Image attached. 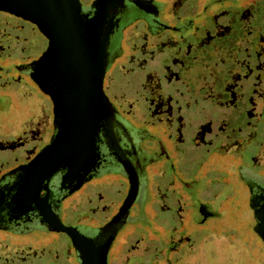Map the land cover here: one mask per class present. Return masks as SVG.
I'll list each match as a JSON object with an SVG mask.
<instances>
[{
	"label": "flooded vegetation",
	"instance_id": "obj_1",
	"mask_svg": "<svg viewBox=\"0 0 264 264\" xmlns=\"http://www.w3.org/2000/svg\"><path fill=\"white\" fill-rule=\"evenodd\" d=\"M198 1L182 0L180 6L174 8L176 0H79V30L86 42L90 40L93 50L99 52V49L103 47L105 52L103 73L101 76L94 73L95 77L91 79L94 85L93 101L96 110L94 149L91 153H87L88 156L83 154L77 159L69 158L50 177L37 185L34 181L29 182L26 174L29 163L43 150L37 151L31 157L18 153L17 157L6 158L4 163L0 162L1 165H5L3 172H0V264H115L118 259L116 248L125 229L132 223L142 222L143 219L147 222L146 225L151 223L147 221L149 215L144 210L149 201L148 193L153 194L154 188L156 191H161L160 196L157 193L159 202H161L159 209L168 212L176 211L180 219L181 198L174 194L176 190L167 186H172L173 181L180 179L182 151L186 149L174 147L177 145L176 139L169 146L172 142L168 135L169 124L184 125V131L188 134L186 137L193 136L195 140L204 123L214 122L216 129L213 130V137L209 143L212 144L215 141L218 143V149L227 148L224 155L229 154L230 147L234 151L233 158L237 161L240 160L242 154L240 149L247 150L249 146H255V144L257 145L256 150L252 151L257 153L261 149L260 143H256L258 133L255 131L260 124L255 125L253 133H248L250 125L247 111L252 105L249 100V90L244 88L239 90L237 107L233 109L231 107V112L226 114L224 119L213 111L208 114L205 104H201V101L206 100L201 97L202 94L209 90L211 96L208 100L213 102L216 97L212 90H220L219 94L225 95L222 98L231 95L226 92L227 87H221L217 73L225 70L226 76H234L236 64L233 60L236 59L238 51L236 45L240 39L238 35L245 34L244 29L249 22L242 25L245 21L238 20V18L232 20L233 24L228 34L230 43H227L225 39L217 40L216 38L210 43H200L201 30L196 23V17L200 15L197 7ZM263 6L256 7L258 18L255 21H258V24L264 16ZM0 11L4 12V10ZM202 12L204 13L205 9ZM13 15L31 24L43 35L37 25ZM214 25L212 24V27ZM263 33L264 28H261L255 32V35ZM184 36H186L185 40ZM44 38L46 47L43 52L37 59L26 63L23 69L19 68V73L47 99V105L53 114L51 129L54 128L55 131L54 140L62 120L61 116L55 113L53 100L55 86L48 76V65L40 60L48 47V39L45 36ZM135 38L144 43L133 44ZM174 38L176 42L172 43L171 40ZM125 43L130 44L126 50ZM150 44L156 54L150 57V61L144 57L146 61L140 69L145 73L146 78L150 75L157 76L155 88L159 89L163 97V103H159L163 110L162 117L166 120L169 116L171 117L168 120L169 124H164L165 129H161L162 123L159 124L158 120H154L156 116L154 118L151 116V109L147 108L145 103L141 104L136 101L131 111L126 110L121 101L112 94L114 88H110L107 84L109 75L118 81H114L113 85L119 84L120 78L117 73L125 62L124 53L127 50L137 56L149 49ZM252 49L255 52L258 50L255 45ZM222 51L225 53L226 67L217 70L215 55ZM200 65H204L202 66L205 68L204 72L198 71ZM239 68L243 71L244 64H239ZM205 72L209 74V85L201 83L202 78H207L204 75ZM0 73L3 75L0 79L2 83L7 73L1 67ZM22 78L17 80L19 84L24 82ZM130 78L131 76L127 77L129 82L126 85L140 95L144 86L138 83V87H132ZM97 86L101 89V97L98 95ZM230 89L233 88L230 87ZM4 99L5 97L0 96V108L5 105ZM132 109L140 110L141 114L138 113L136 117ZM180 110H188L185 114L187 119L178 118ZM189 112H193L192 115H189ZM262 116L259 121L264 127ZM188 124L195 126L194 129L188 128ZM222 124H224L223 128L220 129L219 126ZM185 143L188 144L186 140ZM214 151L217 150H213L211 154ZM253 153L251 152L248 156L249 164L260 166L250 162ZM213 161L219 162L220 160L216 158ZM125 164L136 174L139 190L134 204L118 218L131 190V180ZM109 166L113 168L114 173L108 174L123 176V180L117 181L122 182L125 193L122 192L123 190H117L119 197H116L114 206L110 207L108 216L105 218L101 213L97 221H91L89 218L81 217L84 211L80 213L70 210L65 201L95 180H102L104 183L107 175H98ZM156 170L165 171L163 174L160 173L162 174L161 183L166 185L165 189L158 184L161 175ZM142 180L146 184L143 193L141 192ZM105 185L109 184L105 183ZM169 194L174 197L168 204ZM139 198L146 200L144 205L139 203ZM60 201L65 204L66 211L76 215L77 221L72 222V219L62 216V207L58 206ZM164 203L166 205H163ZM192 204L195 205L194 202ZM193 205L192 210L196 213ZM198 206L200 207L201 204ZM113 208L115 210L111 212ZM133 208L137 209V219L128 222V216ZM50 211L60 220L59 227L44 217ZM199 211L205 220L213 215L202 209ZM181 220L183 221L182 217ZM172 235L169 234L172 238H183L185 232L178 233L177 236ZM9 246H11V251L18 252L20 255L8 252ZM23 251H35L36 254H24Z\"/></svg>",
	"mask_w": 264,
	"mask_h": 264
},
{
	"label": "rangeland",
	"instance_id": "obj_2",
	"mask_svg": "<svg viewBox=\"0 0 264 264\" xmlns=\"http://www.w3.org/2000/svg\"><path fill=\"white\" fill-rule=\"evenodd\" d=\"M181 3L182 0H176L174 8L179 7ZM258 5H264V0H199L197 7L200 15L196 17L197 26L201 30L200 43H210L214 38L225 39L230 43L228 34L233 24L232 20L238 18L245 21L242 25L249 22L245 26V34L238 35L240 38L236 43L238 51L236 59L233 60L236 64L234 76H226L225 70L217 73L221 87H227L226 92L231 95L222 98L225 95H220V90H212L216 97L213 102L208 100L211 96L209 90L202 94L201 97L206 100L201 101V104H205L208 114L213 111L224 119L225 115L231 112V107L232 109L237 107L239 90L242 88L249 90L252 105L247 111L250 125L248 133H253L255 125L260 124L258 131L255 130L258 133L256 143H260L261 148L257 153L252 151L256 150V144L249 146L247 150L240 149L242 154L237 161L233 158L234 151L230 147L229 154L224 155L227 148L221 150L218 149L217 142L209 143L213 137V130L216 129L214 122L204 123L194 140L193 136L186 137L188 134L184 131V125L169 124L168 120L171 117L169 116L167 120L162 117L163 110L159 103H163V97L159 89L155 88L157 76L150 75L146 78L140 69L146 61L144 57L150 61V57L156 54L151 44L149 49L137 56L130 50L124 53L125 62L117 73L120 78L118 85L117 83L113 85L116 80L109 75L107 84L114 88L112 94L121 101L126 110L131 111L136 101L145 103L147 108L151 109V116L153 118L156 116L154 120L162 123L161 129H165V123L169 124L168 135L172 140L169 146L176 139L177 145L174 147L186 149L182 151L180 179L173 181L172 186H167L176 190L174 194L181 198L180 219L176 211L159 209L161 202L158 197L161 191L154 188L153 194L148 193L149 201L144 210L149 215L147 221L151 223L146 225L147 222L143 219L142 222L132 223L125 229L116 248L118 259L115 264H264V127L259 121L264 113V33L255 35L256 31L264 28V16L261 23L255 21L258 18L256 16ZM212 24L215 25L212 27ZM183 39L185 40L186 36ZM171 41L174 43L176 39ZM132 43L143 44L144 41L135 38ZM147 44L149 45L148 42ZM254 45L258 49L257 52L252 49ZM45 47L46 40L35 27L11 13L0 11V67L7 73L0 83V96L5 97L3 101L5 105L0 108V162L4 163L6 158H15L18 153L31 157L37 151L45 150L53 140L55 134L54 128L51 129L53 114L51 109L49 110L47 99L19 73V68L23 69L26 63L37 59ZM129 47L130 44L125 43V50ZM225 62V53L223 51L216 53V69H224ZM242 63L245 66L243 71L239 68V64ZM202 66L204 65L198 67V71L204 72L205 68ZM204 75L207 78H202L201 83L209 85V74L205 72ZM2 76L0 73V79ZM129 76L132 78H130L132 87H138L140 83L144 86L140 95L126 85ZM21 78L24 82L19 84L17 80ZM132 112L136 117L138 113L141 114V111L136 109ZM187 113L188 110H180L178 118L187 119L185 115ZM192 113L189 112V115ZM262 120L264 125V114ZM223 125L219 128L222 129ZM187 127L194 129L195 126L188 124ZM184 136L188 144L185 143ZM234 141L238 142L236 139ZM213 150L219 153L214 151L211 154ZM251 152L254 153L250 162L260 166L249 164L248 156ZM216 158L220 161L214 162ZM4 166L0 164V172H3ZM112 169L110 166L105 167L98 175H107L104 178L105 182L93 181L66 200V206L74 212L84 211L81 217L89 218L91 221H97L101 213L106 218L110 207L116 203V197H119L117 190H123L122 182L117 181L123 180V176L108 174L114 173ZM156 172L161 175L158 184L165 189L166 185L161 183L165 171ZM145 185L142 180V193ZM122 192L125 193L124 190ZM170 195L167 197L168 204L174 197ZM139 201L144 205L146 200L139 198ZM58 203L59 208L62 207L63 217L72 219V222L77 221L75 214L66 211L63 201ZM192 205L195 206L196 213L192 210ZM201 209L213 214L212 217L203 219L199 211ZM114 210L113 208L111 212ZM136 210L132 209L128 222L137 219ZM197 220L199 221L195 224ZM182 232H185L183 238L169 236V234L177 236ZM8 248V252L20 255L11 251V246ZM23 253L36 254L35 251Z\"/></svg>",
	"mask_w": 264,
	"mask_h": 264
},
{
	"label": "water",
	"instance_id": "obj_3",
	"mask_svg": "<svg viewBox=\"0 0 264 264\" xmlns=\"http://www.w3.org/2000/svg\"><path fill=\"white\" fill-rule=\"evenodd\" d=\"M0 10L31 21L48 39L40 60L48 65V76L55 86V113L62 122L53 142L28 165L27 179L37 185L69 158L77 159L94 149L96 110L91 79L94 73H103L105 52L103 47L99 52L93 50L90 40H84L78 25L79 0H0ZM97 88L101 97V89ZM125 167L131 190L118 218L134 204L139 190L136 174L127 164ZM44 217L59 227L60 220L52 211Z\"/></svg>",
	"mask_w": 264,
	"mask_h": 264
}]
</instances>
